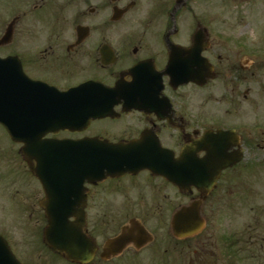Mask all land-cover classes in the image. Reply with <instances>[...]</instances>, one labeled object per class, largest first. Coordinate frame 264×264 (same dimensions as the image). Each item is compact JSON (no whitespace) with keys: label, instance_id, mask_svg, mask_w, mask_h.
I'll list each match as a JSON object with an SVG mask.
<instances>
[{"label":"flooded vegetation","instance_id":"1","mask_svg":"<svg viewBox=\"0 0 264 264\" xmlns=\"http://www.w3.org/2000/svg\"><path fill=\"white\" fill-rule=\"evenodd\" d=\"M236 1L0 0V59L11 58L33 85L30 109L49 123L43 141L135 144L147 152L144 162L169 163L157 173L143 167L79 181L85 199L70 208H83L82 232L96 247L89 264H254L259 258L264 241L257 245L253 208H264V30L227 24L228 4ZM89 84L110 89V115L73 123L62 94ZM117 85L121 91L114 93ZM13 146L32 201L21 208L13 195L14 222L1 226L0 236L21 264L32 257L38 259L31 264H71L43 243L42 204L55 200L33 171L37 162L27 164L18 153L22 145ZM158 148L166 157L157 160ZM194 161L207 163L203 176L193 171ZM55 177L49 191L73 183ZM94 208L103 214L92 226ZM188 208L200 212L191 231L201 222L202 229L176 237L174 221ZM240 208H250L251 217L232 222Z\"/></svg>","mask_w":264,"mask_h":264},{"label":"water","instance_id":"2","mask_svg":"<svg viewBox=\"0 0 264 264\" xmlns=\"http://www.w3.org/2000/svg\"><path fill=\"white\" fill-rule=\"evenodd\" d=\"M33 85L22 75L19 67L11 58L0 60V125L6 130L14 143H21L20 153L30 165L34 159L37 167L33 170L42 182L46 197L55 200L52 205L42 204L48 219V226L44 231L43 243L54 253L65 255L70 263L88 264L92 261L96 250L92 239L82 232L83 208H70L71 205H82L85 197L80 195L78 184L82 178L94 177L101 181L110 173H124L139 168H148L153 172H160L161 168L169 163L156 161L144 162L142 157L147 156L144 148L135 144L110 145L107 141L89 139L75 143L43 141V136L49 130V125L42 111L33 112L30 109L31 99L28 97ZM121 91L120 85L114 93ZM75 96V98L71 97ZM63 101H67V117L75 120L83 117L84 121L101 119L109 116L110 89H103L99 85H82L73 91L62 94ZM38 100L36 101V103ZM51 113V112H47ZM70 128V127H68ZM45 129V131H44ZM73 130V128H70ZM156 151V150H155ZM186 153L179 160V176L182 172L181 164ZM66 159H64V158ZM157 160L166 157L158 148ZM122 158L126 161H123ZM127 159V160H126ZM193 171L203 176L205 161H194ZM112 165L113 170L110 169ZM201 166V170H199ZM171 173V170H169ZM56 175L63 179L72 180L62 192L49 191L50 180H56ZM47 187V188H46ZM64 199V202L62 201ZM69 217H75V222L68 223ZM82 218V219H81ZM174 221H178V228H173V234L179 238L195 235L202 227L193 232L190 222L200 223L199 208L182 209ZM109 258L110 243L104 250ZM0 264H20L11 253L6 241L0 236Z\"/></svg>","mask_w":264,"mask_h":264},{"label":"rangeland","instance_id":"3","mask_svg":"<svg viewBox=\"0 0 264 264\" xmlns=\"http://www.w3.org/2000/svg\"><path fill=\"white\" fill-rule=\"evenodd\" d=\"M226 20L228 25L239 24L244 29L257 28L259 32H261V30L263 31L264 0H249V2L238 0L235 3L228 4ZM16 152L15 146L11 144L7 135L2 129H0V227L4 226L3 229H5L6 226H11L14 222V211L12 208L15 207L13 205V195L15 198L18 197L21 208H29V201H32L29 199L30 196L24 193V189L26 188V185H29L30 180L28 179L29 177L26 175L25 168L21 164L20 158L17 156ZM243 172L247 173L246 171ZM244 182L250 186L251 181H249V179H246ZM260 182L262 183V186H260L261 189L259 192L264 197V175L261 176ZM99 208H104V206L100 204ZM253 210V212L258 215L259 219V225L255 228L257 229L255 231L258 238L257 245H262V240L264 241V239H262L264 238V208H253ZM97 212L103 214L98 208H94V211H91L92 226L95 223V220L102 219V216L99 218L97 217ZM152 212H155L157 215L158 209H152ZM250 214V208H240L239 216H232L230 220H232V222L248 221L251 217ZM95 215L96 217H94ZM226 219L229 220L228 214ZM258 253L260 256L257 260L253 259L255 262L254 264H264V249H259ZM35 259L37 260L38 258L32 257L30 264L36 262ZM140 262L141 263L136 262L134 264H144L142 261Z\"/></svg>","mask_w":264,"mask_h":264}]
</instances>
